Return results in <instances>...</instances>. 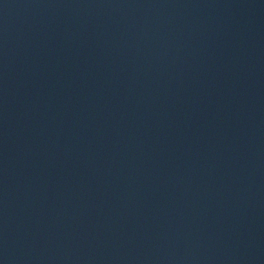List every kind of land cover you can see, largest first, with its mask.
<instances>
[{"label":"water","instance_id":"1","mask_svg":"<svg viewBox=\"0 0 264 264\" xmlns=\"http://www.w3.org/2000/svg\"><path fill=\"white\" fill-rule=\"evenodd\" d=\"M0 264H264V0H29Z\"/></svg>","mask_w":264,"mask_h":264}]
</instances>
